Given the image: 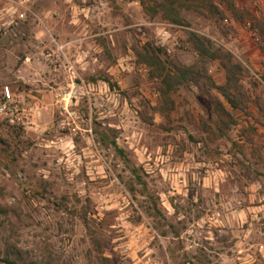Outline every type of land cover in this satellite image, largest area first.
I'll use <instances>...</instances> for the list:
<instances>
[{
	"label": "rangeland",
	"instance_id": "374dc122",
	"mask_svg": "<svg viewBox=\"0 0 264 264\" xmlns=\"http://www.w3.org/2000/svg\"><path fill=\"white\" fill-rule=\"evenodd\" d=\"M21 1L0 37V87L32 123L0 130V257L12 244L26 264H264V0H182V24L148 0ZM72 6L100 17L81 33L99 46L89 62ZM168 24L170 54L156 46ZM190 32L241 67L238 108L205 77L162 97L148 44L168 68L225 82Z\"/></svg>",
	"mask_w": 264,
	"mask_h": 264
},
{
	"label": "trees",
	"instance_id": "16d2710c",
	"mask_svg": "<svg viewBox=\"0 0 264 264\" xmlns=\"http://www.w3.org/2000/svg\"><path fill=\"white\" fill-rule=\"evenodd\" d=\"M151 3L150 13H159L162 17L171 23L182 24L183 18L180 16V11L178 5H183L182 0H148ZM193 3L194 0H191ZM204 2L213 5L210 0H204ZM191 5V4H190ZM186 7H190L186 5ZM189 38L194 49L201 56H205L208 59H218L225 70V82L221 85L215 84L209 76L206 75L204 70H200L194 64L185 65L179 62L170 64V68L162 60L158 52L153 46L149 48V44L143 48L145 59L148 64L153 65L155 71L161 78L160 91L162 97L167 98L171 92L178 89L181 85L192 82L198 84L202 77H205L208 83L215 89L219 90L221 95L224 96L226 101L230 104L232 108H238L241 98V89L238 84L239 74L241 67L239 64L232 62L229 53L221 51L219 48L212 47V44L205 41L203 38L199 37L195 32L189 33ZM264 51V45L261 48ZM150 53V54H149ZM169 101V99H168ZM218 106L220 110L226 114L224 107L219 103ZM100 133V141L106 144L104 141L107 139V134ZM111 146L114 150L128 162L126 153L122 148H120L116 141L115 136L110 140ZM132 171H135L132 169ZM0 261L4 264H26L25 258L22 251L12 244H7L4 248V256L0 257Z\"/></svg>",
	"mask_w": 264,
	"mask_h": 264
},
{
	"label": "built area",
	"instance_id": "2783aa9c",
	"mask_svg": "<svg viewBox=\"0 0 264 264\" xmlns=\"http://www.w3.org/2000/svg\"><path fill=\"white\" fill-rule=\"evenodd\" d=\"M22 3V1L19 2V4ZM80 13L76 10L74 17L77 18ZM23 15L24 13H20L19 17H23ZM13 23L15 22L11 21L7 27L0 24V37L7 33L6 28L10 27ZM170 27L169 24L162 26L157 32L156 46L167 54L172 52L170 42L173 39V34L170 31ZM119 66L121 67L122 65L119 64ZM130 68L129 65H126L121 67V70H130ZM31 115L30 108L25 104L21 93H14L8 84L0 87V130L3 126L27 128L32 123Z\"/></svg>",
	"mask_w": 264,
	"mask_h": 264
},
{
	"label": "crops",
	"instance_id": "0c3cea01",
	"mask_svg": "<svg viewBox=\"0 0 264 264\" xmlns=\"http://www.w3.org/2000/svg\"><path fill=\"white\" fill-rule=\"evenodd\" d=\"M19 2H21V0H18L16 3H19ZM16 3H14L13 0H0V24L7 27V25L11 21H15L14 18L16 17V15H14V10H16ZM76 9H79L78 12H81L77 16V18L74 17V15H76ZM66 12H67L66 16L68 18L70 16L69 18L70 23L73 24V25L72 24L70 25L71 30H73L74 33H76V36H73L74 43L72 45L75 46V51L77 48V52H78L77 59H83L89 62L91 57L89 56L90 57L89 60L85 59V54H90V53H94V51H98L99 46L96 43V41L90 37V35H89L90 38L84 37L81 33L84 29L89 28L90 24L92 26L95 23V18H97V20L99 21L100 17L98 15H93L95 10L91 9L90 7H87V8H84V7L76 8L75 7L74 8L72 6ZM58 16H60L59 13H58ZM102 20H103V17H102ZM83 44H85L86 47L83 46ZM92 59H95V57L93 56Z\"/></svg>",
	"mask_w": 264,
	"mask_h": 264
}]
</instances>
